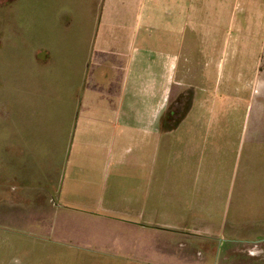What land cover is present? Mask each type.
<instances>
[{
	"label": "crops",
	"instance_id": "0c3cea01",
	"mask_svg": "<svg viewBox=\"0 0 264 264\" xmlns=\"http://www.w3.org/2000/svg\"><path fill=\"white\" fill-rule=\"evenodd\" d=\"M236 1L68 0L71 51L38 31L2 92L1 190L104 264H264V28Z\"/></svg>",
	"mask_w": 264,
	"mask_h": 264
},
{
	"label": "rangeland",
	"instance_id": "374dc122",
	"mask_svg": "<svg viewBox=\"0 0 264 264\" xmlns=\"http://www.w3.org/2000/svg\"><path fill=\"white\" fill-rule=\"evenodd\" d=\"M236 2L239 7H246L249 11L247 15L253 18L254 23L251 21V26L247 29L251 32L261 31L264 28V0ZM67 3L68 0L0 1V37L4 39L0 47V98L2 92H7L8 89H11L12 97L16 95V89L23 94L26 50L36 44L38 31L45 37L43 39H48L58 49L65 53L71 51L73 15L66 7ZM54 16H60L62 27L63 23H67L70 30L64 27L63 31L58 29L59 24L55 31L56 25L51 20ZM38 18H41L40 22ZM27 20L30 22L28 25ZM62 75L66 81L69 72L63 73L57 67L49 71L46 80L49 83ZM259 77L264 80V56ZM184 94L176 96L175 102L182 104L186 98ZM15 98L19 100L17 95ZM176 108V116L179 117L182 115L180 105H176ZM6 127L7 121L0 119V128ZM254 127L262 128L264 124L255 121ZM7 197L6 191L0 188V264H104L103 261L107 260L102 252L96 253L84 246H78L77 237L69 238L49 231L52 215L44 216L47 209L34 207L38 201H27L21 206L23 202ZM17 204L21 207L15 208Z\"/></svg>",
	"mask_w": 264,
	"mask_h": 264
}]
</instances>
